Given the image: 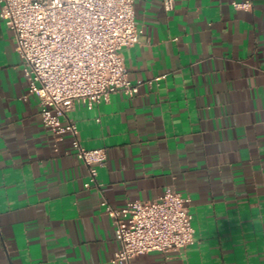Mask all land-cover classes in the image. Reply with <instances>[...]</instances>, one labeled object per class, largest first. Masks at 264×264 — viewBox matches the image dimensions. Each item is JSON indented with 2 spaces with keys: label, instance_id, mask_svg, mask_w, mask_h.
Wrapping results in <instances>:
<instances>
[{
  "label": "crops",
  "instance_id": "0c3cea01",
  "mask_svg": "<svg viewBox=\"0 0 264 264\" xmlns=\"http://www.w3.org/2000/svg\"><path fill=\"white\" fill-rule=\"evenodd\" d=\"M162 1H134L143 33L121 49L129 77L146 80L139 92L68 112L85 147L106 149L100 187H85L70 136L43 124L1 22L0 264H116L101 200L168 187L189 198L195 241L135 264H264V0Z\"/></svg>",
  "mask_w": 264,
  "mask_h": 264
},
{
  "label": "built area",
  "instance_id": "2783aa9c",
  "mask_svg": "<svg viewBox=\"0 0 264 264\" xmlns=\"http://www.w3.org/2000/svg\"><path fill=\"white\" fill-rule=\"evenodd\" d=\"M135 0H0V25L14 33L28 94L39 99L42 122L55 138L69 135L75 154L88 169L85 187H100L98 167L106 164L104 147L87 148L69 117L76 101L92 107L113 93L137 94L146 81L129 77L121 49L140 42ZM165 10L174 0H163ZM248 9L249 1H234ZM152 83V80H147ZM189 198L168 187L152 199H131L115 207L100 204L115 224L119 248L111 260L135 264L150 251L180 250L195 241Z\"/></svg>",
  "mask_w": 264,
  "mask_h": 264
}]
</instances>
